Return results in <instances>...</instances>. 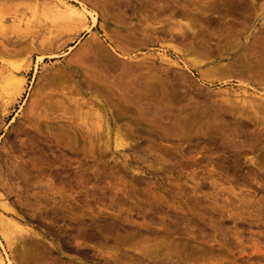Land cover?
I'll return each mask as SVG.
<instances>
[{
    "label": "rangeland",
    "instance_id": "rangeland-1",
    "mask_svg": "<svg viewBox=\"0 0 264 264\" xmlns=\"http://www.w3.org/2000/svg\"><path fill=\"white\" fill-rule=\"evenodd\" d=\"M53 1L0 0L5 264H264V0Z\"/></svg>",
    "mask_w": 264,
    "mask_h": 264
},
{
    "label": "bare ground",
    "instance_id": "bare-ground-1",
    "mask_svg": "<svg viewBox=\"0 0 264 264\" xmlns=\"http://www.w3.org/2000/svg\"><path fill=\"white\" fill-rule=\"evenodd\" d=\"M86 2H87V1H86ZM174 3H175V2H174ZM43 4H44L43 7L45 6V9H46V8H47L48 10H54V9H55L59 14H65L66 16H70V15L73 14V12H72V10H71V7L67 6L65 3H62V2H55V1H53V0H43ZM91 4H92V3H91ZM117 5H118V4H117ZM157 5H158V4H157ZM168 5H169V4H168ZM168 5H166V6H168ZM120 6H121V5H120ZM169 6H172V5H169ZM169 6H168V7H169ZM48 7H49V8H48ZM92 7H94V5H93ZM101 7H102V6H101ZM162 7H163V5H162ZM257 7H258V6H257ZM159 8H160V7H159ZM169 8H170V7H169ZM45 9H44V10H45ZM47 9H46V10H47ZM160 9H161V8H160ZM163 9L166 10L165 6L163 7ZM100 10H103V7H102V9H100ZM165 10H164L163 12H165ZM170 10H171V9H170ZM84 11H85V10H84ZM84 11H81V12H78V13L74 14L75 17H76L80 22H82V23H84V22L86 21V19H87L86 14H85ZM121 11H122V10H121ZM161 11H162V10H161ZM116 13H117V12H116ZM159 13H160V12H159ZM54 14H55V13H54ZM181 14H182V13H181ZM101 15H102V17H104V16H103V13L100 14V16H101ZM122 15H123V14H122ZM115 16H116V15H115ZM117 16H118V15H117ZM174 16H175V15H174ZM123 17H124V16H123ZM91 18H93V19H92L93 22H96V21H95L96 19H95L94 16H92ZM105 18H106V17H105ZM121 18H122V17H121ZM178 19H179V18H178ZM202 19H203V18H202ZM171 21H172V20H171ZM174 21H175V20H174ZM118 22H119V21H118ZM177 22H178V21H177ZM180 23H181V22H180ZM1 24H2V21L0 20V26H1ZM173 24H174V23H173ZM187 24H188V23H187ZM180 25H181V24H180ZM177 26H179V25H177ZM184 26H187V25H184ZM184 26H183V27H184ZM189 26H190V25H189ZM16 27L19 28L20 26L17 25ZM183 27H182V25L179 26V27H177L176 29H175V27H173V28H172V32H173L172 36H174V34H175L174 31H175V30H176V31L178 30L179 33H180V31H181V32H183L184 35H187V34H185V33H186L187 30L190 29V27L187 26L189 29L184 28V29H186V30H184ZM166 29H167V28H166ZM191 29H192V27H191ZM191 29H190V31H191ZM159 30H161V29H159ZM167 30H168V29H167ZM173 30H174V31H173ZM182 30H183V31H182ZM128 31H131V30H128ZM128 31H127V32L125 31V32H126L127 34H129ZM190 31H189V32H190ZM117 32H118V31H117ZM123 32H124V31H123ZM132 32H133V31H132ZM132 32H131V33H132ZM134 32H135V31H134ZM150 32H151V31H150ZM161 32H162V31H161ZM167 32H168V31H167ZM184 32H185V33H184ZM189 32L187 31V33H189ZM194 32H195V31H194ZM126 33H125V34H126ZM144 33H145V32H144ZM151 33H152V32H151ZM158 33H159V31H158ZM164 33H165V32H164ZM169 33H170V32H168V34H169ZM119 34H120V33H119ZM133 34H134V33H133ZM138 34H139V33H138ZM147 34H148V33H147ZM170 34H171V33H170ZM181 34H182V33H181ZM197 34H198V33H197ZM130 35H132V34H130ZM130 35H129V36H130ZM142 35H144V34H142ZM176 35H178V32L176 33ZM209 35H211V34H209ZM212 35H213V33H212ZM212 35H211V36H212ZM116 36H117V35H116ZM124 36H125V35H124ZM127 36H128V35H127ZM146 36H147V35H146ZM179 36H180V35H179ZM181 36L183 37V35H181ZM130 37H131V36H130ZM176 37H177V36H176ZM184 37L187 38V36H184ZM189 37H190V36H189ZM195 37H196V36H194L192 39H194ZM205 37H207V36H205ZM119 38H120V37H119ZM145 38H146V37H145ZM173 38H174V37H173ZM180 38H181V37H180ZM186 38H185V39H186ZM196 38H197V37H196ZM115 39H116V38H115ZM125 39H126V38H125ZM141 39H143V38H141ZM147 39H148V38H147ZM151 39H152V38H151ZM171 39H172V38H171ZM204 39H205V38H204ZM130 40H134V39L132 38V39H130ZM139 40H140V39H139ZM149 40H150V39H149ZM202 40H203V39H202ZM128 41H129V40H128ZM180 41H181V39H180ZM200 41H201V40H200ZM124 42H125V41H124ZM146 42H148V41H146ZM198 42H199V41H198ZM138 43H139V42H138ZM143 43H144V42H143ZM193 43H194V42H193ZM195 43H196V42H195ZM204 43H205V42H204ZM136 44H137V43H136ZM139 44H140V43H139ZM146 44H147V43H146ZM190 44H191V43H190ZM206 44H207V43H206ZM206 44H205V46H206ZM47 45H48V44H47ZM202 45H204V44H202ZM50 46H51V45H50ZM192 46H193V45H192ZM198 46H199V45H198ZM259 47H260V46H259ZM124 48H125V47H124ZM124 48H123V49H124ZM197 48H198V47H197ZM123 49H122V50H123ZM189 49H190V48H189ZM91 51H92V50H91ZM100 51H101V50H100ZM100 51H99V52H100ZM123 51H124V50H123ZM191 51H193V50H191ZM208 51H209V50H208ZM103 53H104V52H103ZM96 54H97V53H96ZM253 54H254V53H253ZM243 56H244V55H243ZM108 57H109V56H108ZM104 58H105V57H104ZM244 59H245V58H244ZM246 59H247V58H246ZM256 59H257V58H256ZM258 59H259V58H258ZM261 59H262V58H261ZM261 59H259V60H261ZM90 60H91V59H90ZM106 60H107V59H106ZM108 60H110V59H108ZM256 61H258V60H256ZM92 62H93V61H92ZM106 62H107V61H106ZM109 62H110V61H109ZM247 62H248V61H247ZM258 62H259V61H258ZM166 63H167V62H166ZM255 63H257V62H255ZM260 63H261V62H260ZM106 64H108V63H106ZM171 64L173 65L174 63H171ZM240 65H241V64H240ZM254 65H255V64H254ZM256 65H257V64H256ZM256 65H255V66H256ZM260 65H261V64H260ZM146 66H147V65H146ZM173 66H174V65H173ZM175 66H176V65H175ZM238 66H239V65H238ZM250 66H252V64H251ZM27 67H28V66H27ZM27 67H25V69H26ZM115 67H116V66H115ZM247 67H248V64H247ZM106 68H107V67H106ZM150 68H151V67H150ZM150 68H149V69H150ZM250 68H251V67H250ZM252 68H253V66H252ZM252 68H251V69H252ZM90 70H91V69H90ZM112 70H113V69H112ZM117 71H118V70H117ZM176 71H177V70H176ZM176 71H175V72H176ZM89 72H90V71H89ZM120 72H121V71H120ZM127 72H128V71H127ZM129 72H131V71L129 70ZM163 72H164V71H163ZM131 73H133V72H131ZM178 73H179V72H178ZM134 74H135V73H134ZM151 74H152V73H151ZM172 74H173V72H172ZM89 75H90V74H89ZM135 75H136V74H135ZM176 75H177V74H176ZM176 75H175V76H176ZM177 76H178V75H177ZM107 77H108V76H107ZM107 77H106V78H107ZM126 77H127V76H126ZM132 77H133V76H132ZM146 77H147V76H146ZM93 78H95V77H93ZM106 78H105V79H106ZM159 78H160V77H159ZM165 78H166V77H165ZM183 78H184V77H183ZM96 79H97V78H96ZM96 79H95V81H96ZM107 79H108V78H107ZM110 79H111V78H110ZM130 79H131V78H130ZM130 79L128 78V80H130ZM150 79H151V78H150ZM152 79H153V78H152ZM166 79H167V78H166ZM168 79H169V78H168ZM168 79H167V80H168ZM99 80H101V79H99ZM158 80H159V79H158ZM181 80H182V77H181ZM97 81H98V80H97ZM102 81H103V80H102ZM119 81H120V80H119ZM130 81H131V80H130ZM159 81H160V80H159ZM168 81H169V80H168ZM117 82H118V81H117ZM126 82H127V81H126ZM131 82H132V81H131ZM138 82H139V81H138ZM170 82H171V81H169V83H170ZM5 83L7 84V85L5 84L6 87L9 88V89L11 90V97H12V99H16L17 97H20V96L22 95V93H23V89H24V83H23V80H17V79H15V78H13V76H12V74H11V76L7 79V81H6ZM98 83H100V81H98ZM103 83H104V82H103ZM111 83H112V82H111ZM161 83H162V82H161ZM183 83H185V81H184ZM104 84H107V85H108L109 83H104ZM119 84H120V83H119ZM121 84H123V83H121ZM129 84H130V83H129ZM136 84H137V83H136ZM142 84H144V83H142ZM172 84L174 85V83H171V85H168V86L170 87V88L168 87V89L171 90V89H172L171 86H172V87H173V90H174V89L176 90V88L174 87L175 85L173 86ZM3 85H4V84H3ZM110 85H111V84H110ZM116 85H117V84H116ZM132 85H133V83H132ZM138 85H139V84H138ZM140 85H141V84H140ZM148 85H149V84H148ZM180 85H181V84H180ZM162 86H163V85H161V88H163ZM3 87H5V86H3ZM108 87H109V86H108ZM127 87H128V86H127ZM150 87H151V86H150ZM165 87H166V86H165ZM129 88H130V87H129ZM135 88H136V87H135ZM146 88H147V87H146ZM99 89H100V87H99ZM130 89H132V88H130ZM164 89H165V88H164ZM107 90H108V89H107ZM137 90H139V89H137ZM145 90H146V89H145ZM149 90H150V89H149ZM151 90H152V89H151ZM162 90H163V89H162ZM166 90H167V89H166ZM175 90H174V91L171 90L170 93H171V92H175ZM95 91H96V90H95ZM114 91H115V90H114ZM131 91H132V90H131ZM158 91H159V90H158ZM158 91H157V92H158ZM128 92H129V91H128ZM144 92H145V91H144ZM151 92H152V91H151ZM159 92H160V91H159ZM167 92H169V91L167 90ZM176 92H177V91H176ZM40 93H42V92H40ZM97 93H98V92H97ZM106 93H107V92H106ZM145 93H146V92H145ZM129 94H130V93H129ZM133 94H134V93H133ZM147 94H148V93H147ZM167 94H169V93H167ZM172 94H174V93H171V95H172ZM39 95H40V94H39ZM171 95H170V96H171ZM144 96H145V94H144ZM144 96H143V97H144ZM168 96H169V95H168ZM170 96L168 97V100L170 99ZM175 96H176V95H175ZM175 96H174V97H175ZM11 97H10V98H11ZM147 97H148V96H147ZM172 97H173V95H172ZM172 97H171V98H172ZM129 98H130V97H129ZM129 98L127 97L128 100H129ZM151 98H152V97H151ZM155 98H156V97H155ZM123 99H124V98H123ZM127 99H126V100H127ZM166 99H167V97L165 98V100H166ZM172 99H173V98H172ZM126 100H125V101H126ZM128 100H127V101H128ZM143 101H144V100H143ZM143 101H142V102H143ZM170 101H171V100H169V102H170ZM129 102H130V101H129ZM142 102H141V103H142ZM154 102H155V101H154ZM163 102H164V104H163ZM163 102H162V105L164 106V105L166 104V103H165L166 101H163ZM172 102H173V101H172ZM125 103H127V102H125ZM138 103H139V102H138ZM170 103H171V102H170ZM173 103H174V102H173ZM127 104H128V103H127ZM171 104H172V103H171ZM142 105H143V104H142ZM142 105L140 104V108H141ZM156 106H157V105H156ZM156 106H155V107H156ZM166 106H168V105H166ZM172 106H173V105H172ZM168 107H169V106H168ZM263 107H264V106H263ZM157 108H158V107H157ZM163 108H164V107H163ZM165 108H166V110L168 109L167 107H165ZM165 108H164L163 110H165ZM170 108H171V107H169V112H171V111H170ZM34 110H35V109H34ZM149 110H150V109H149ZM157 110H158V112H160V107H159V109H157ZM172 110H173V109H172ZM161 111H162V110H161ZM167 111H168V110H167ZM173 111H174V110H173ZM175 111H176V110H175ZM230 112H231V111H229V113H230ZM36 113H37V112H36ZM154 113H156V111H155ZM160 113H161V112H160ZM160 113H158V115H159ZM174 113H175V112H174ZM174 113H173V114H174ZM126 114H127V113H126ZM137 114H138V113H137ZM143 114H144V113H143ZM156 114H157V113H156ZM166 114H169V113L166 112ZM138 115H139V114H138ZM141 115H142V114H141ZM162 115L164 116V113H163V112H162ZM176 115H177V114H176ZM160 116H161V115H159V118H160ZM171 116H172V115H170V118H171ZM173 117H174V116H173ZM98 119H99V118H98ZM160 119L163 120V117H161ZM168 119H169V118H168ZM179 119H180V118H179ZM173 120H174V119H173ZM101 121H102V120H101ZM151 121H152V120H151ZM175 124H176V123H175ZM177 124H178V122H177ZM177 124H176V125H177ZM169 127H170V126H169ZM164 128H165V127H164ZM198 128H199V127H198ZM99 129H100V128H99ZM95 136H96V135H95ZM90 139H91V137H90ZM96 140H97V139H96ZM60 212H61V211H60ZM69 217H70V216H69ZM71 219H72V218H71ZM4 224H5V223H4ZM104 229H105V228H104ZM113 229H114V228H113ZM120 229H121V228H120ZM140 229H141V228H140ZM131 230H132V229H131ZM80 231H81V230H80ZM101 231H102V230H101ZM109 231H110V230H109ZM137 231H138V230H137ZM4 232H5V231H4ZM105 232H106V231H105ZM121 232H122V231H121ZM133 232H134V231H133ZM143 232H144V231H143ZM168 232H169V231H168ZM119 233H120V232H119ZM137 233H138V232H137ZM106 234H107V232H106ZM120 235H121V234H120ZM139 235H140V234H139ZM79 236H80V234H79ZM83 236H85V235H82V238H83ZM89 236H91V235H89ZM114 236H115V235H114ZM135 236H136V235H135ZM145 236H146V235H145ZM157 236H158V235H157ZM157 236H156V237H157ZM80 237H81V236H80ZM166 237H167V236H166ZM95 238H96V237H95ZM125 238H126V237H125ZM163 238H164V237H163ZM168 238H169V236H168ZM126 239H127V238H126ZM151 239H152V238H151ZM153 239H154V237H153ZM153 239H152V240H153ZM158 239H160V238H158ZM161 239H162V238H161ZM165 239H166V238H165ZM165 239H164V240H165ZM104 240H105V239H104ZM114 240H115V239H114ZM123 240H124V239H123ZM152 240H151V242H152ZM115 241H116V240H115ZM115 241H114V242H115ZM153 241H154V240H153ZM166 241H168V240H166ZM170 241H171V240H170ZM99 242H100V241H99ZM99 242H98V243H99ZM117 242H118V241H117ZM119 242H121V241H119ZM128 242H130V241H128ZM134 242H135V241H134ZM136 242H137V240H136ZM164 242H165V241H164ZM107 243H108V242H107ZM112 243H113V242H112ZM121 243H122V242H121ZM125 243H126V241H125ZM148 243H149V242H148ZM161 243H162V242H161ZM99 244H100V243H99ZM113 244H114V243H113ZM115 244H116V243H115ZM134 244H136V243H134ZM138 244H139V243H138ZM153 244H156V246H157V243H153ZM158 244H159V243H158ZM172 244H173V243H172ZM174 244H175V243H174ZM178 244H179V243H178ZM97 245H98V244H97ZM111 245H112V244H111ZM136 245H137V244H136ZM147 245H148V244H147ZM150 245H151V244H150ZM184 245H185V244H184ZM85 246H86V245H85ZM105 246H106V244H105ZM118 246H119V245H118ZM138 246H140V245H138ZM142 246L144 247V245H142ZM151 246H153V245H151ZM164 246H165V245H164ZM169 246H171V245H169ZM175 246H176V245H175ZM185 246H186V245H185ZM98 247H99V246H98ZM130 247H131V246H130ZM153 247H155V246H153ZM187 247H188V246H187ZM187 247H185V248H187ZM141 248H142V247H141ZM161 248H162V245H161ZM161 248H160V249H161ZM163 248H164V247H163ZM179 248H180V247H179ZM189 248H191V247H189ZM257 248H258V247H257ZM105 249H106V248H105ZM112 249H114V248H112ZM137 249H138V248H137ZM148 249H150V248H148ZM151 249H153V248H151ZM156 249H157V248H156ZM173 249H175L174 246H173ZM173 249H172V250H173ZM181 249H182V248H181ZM135 250H136V249H135ZM153 250H154V249H153ZM158 250H159V249H158ZM162 250H163V249H162ZM170 250H171V249H170ZM106 251H107V250H106ZM136 251H137V250H136ZM148 251H149V250H148ZM163 251H164V250H163ZM165 251H166V249H165ZM173 251H174V250H173ZM176 251H177V248H176ZM179 251H180V250H179ZM179 251H178V252H179ZM138 252H139V251H138ZM145 252H147V249H146ZM149 252H150V251H149ZM152 252H153V251H152ZM156 252H157V251H156ZM168 252H169V251H168ZM186 252H187V251H186ZM254 252L256 253L257 251L255 250ZM142 253H143V252H142ZM172 253H173V252H172ZM181 253H182V252H181ZM257 253H259V251H258ZM260 253L262 254V252H260ZM95 254H96V253H95ZM123 254H124V252H123ZM126 254H127V253H126ZM126 254H125V255H126ZM169 254H171V253L169 252ZM174 254H176V253L174 252ZM177 254H178V253H177ZM263 254H264V253H263ZM102 255H103V254H101V256H102ZM145 255H147V254H145ZM161 255H162V254H161ZM161 255H160V256H161ZM165 255H166V254H165ZM171 255H172V254H171ZM178 255H179V254H178ZM178 255H176V256H178ZM186 255H187V253H185V256H186ZM251 255H253V252H252ZM166 256H167V255H166ZM176 256H175V257H176ZM253 256H255V255H253ZM113 257H114V256H113ZM126 257H127V256H126ZM141 257H142V256H141ZM144 257H145V256L143 255V258H144ZM149 257H150V256H148V258H149ZM161 257H162V256H161ZM168 257H169V256H168ZM173 257H174V255H173ZM181 257H183V256H181ZM181 257H180V258H181ZM196 257H197V255H196ZM196 257H195V258H196ZM200 257H201V256H200ZM117 258H118V256H117ZM121 258H122V257H121ZM128 258H129V257H128ZM150 258H151V257H150ZM154 258H159V257H156V256H155ZM169 258H171V256H170ZM195 258H194V259H195ZM252 258L254 259L255 257H252ZM252 258H251V260L253 261ZM257 258H258V257H257ZM151 259H153V258H151ZM151 259H150V260H151ZM165 259H167V261H168V258H165ZM182 259H183V258H182ZM196 259H197V258H196ZM116 260H117V259H116ZM119 260H120V259H119ZM143 260H144V259H143ZM161 260H162V259H161ZM163 260H164V256H163ZM199 260H200V259H199ZM241 260H242V259H241ZM258 260H259V259H258ZM258 260H256V261H258ZM148 261H149V260H148ZM156 261H157V259H156ZM159 261H160V259H159ZM167 261H166L165 263H163L162 261H161V262H162V264H168L169 262H170V264H173V263H171L172 261H168V262H167ZM184 261H185V260H184ZM190 261H192V260H190ZM249 261H250V260H249ZM252 261H251V263H252ZM146 262H147V261H146ZM146 262H145V263H146ZM157 262H158V261H157ZM161 262H160V263H161ZM238 262H239V261H238ZM238 262H237V263H238ZM105 263H106V262H105ZM142 263H144V262L142 261ZM145 263H144V264H145ZM147 263H148V262H147ZM149 263H150V262H149ZM176 263H177V262H176ZM193 263H195V262H193ZM233 263H234V262H233ZM251 263H250V264H251ZM255 263H256V262H255ZM0 264H5V261H4V259L1 257V255H0ZM9 264H10V263H9ZM108 264H109V263H108ZM119 264H120V263H119ZM186 264H187V263H186ZM189 264H190V263H189ZM219 264H220V263H219ZM234 264H235V263H234ZM244 264H245V263H244ZM252 264H253V263H252Z\"/></svg>",
    "mask_w": 264,
    "mask_h": 264
}]
</instances>
